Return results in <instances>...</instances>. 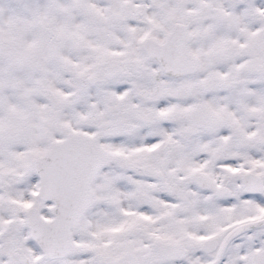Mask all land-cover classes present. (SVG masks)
<instances>
[{
  "label": "snow or ice",
  "instance_id": "snow-or-ice-1",
  "mask_svg": "<svg viewBox=\"0 0 264 264\" xmlns=\"http://www.w3.org/2000/svg\"><path fill=\"white\" fill-rule=\"evenodd\" d=\"M0 264H264V0H0Z\"/></svg>",
  "mask_w": 264,
  "mask_h": 264
}]
</instances>
